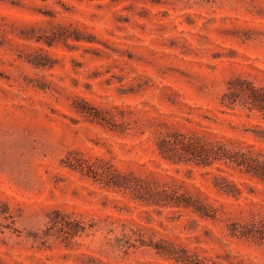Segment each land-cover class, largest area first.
<instances>
[{"label": "rangeland", "instance_id": "rangeland-1", "mask_svg": "<svg viewBox=\"0 0 264 264\" xmlns=\"http://www.w3.org/2000/svg\"><path fill=\"white\" fill-rule=\"evenodd\" d=\"M236 78L264 88V0H0V263L264 264Z\"/></svg>", "mask_w": 264, "mask_h": 264}, {"label": "trees", "instance_id": "trees-1", "mask_svg": "<svg viewBox=\"0 0 264 264\" xmlns=\"http://www.w3.org/2000/svg\"><path fill=\"white\" fill-rule=\"evenodd\" d=\"M233 82L237 83L239 85L237 88H232L231 82L228 86V92L225 93L222 97L221 104L226 107L227 109H232L237 101V96L243 97L244 101L241 104L242 106L246 107L249 111H257L261 113L264 117V88H256L253 86L250 82L246 80H242L240 78H236L233 80ZM232 82V83H233ZM173 148L179 146L180 153H178L180 156H188L187 161H196L199 163H206L209 161L212 156H216L215 152L212 151L211 148L203 147V146H197L192 141H179L177 143L170 142L167 140H161L158 148L160 151V155L164 159L172 160L170 153H166L165 147ZM176 154V151L174 153V156ZM223 159L230 160V156L228 155V152H225L222 155ZM258 173H254V175H257ZM261 179H264V177H261ZM183 260V259H182ZM2 264V263H0ZM186 264H200L199 262H186Z\"/></svg>", "mask_w": 264, "mask_h": 264}]
</instances>
